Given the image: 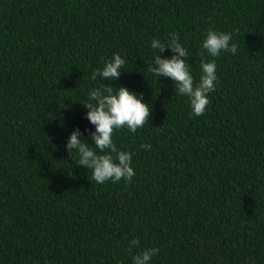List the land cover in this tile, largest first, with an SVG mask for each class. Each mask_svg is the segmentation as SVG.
I'll return each instance as SVG.
<instances>
[{
	"label": "trees",
	"instance_id": "trees-1",
	"mask_svg": "<svg viewBox=\"0 0 264 264\" xmlns=\"http://www.w3.org/2000/svg\"><path fill=\"white\" fill-rule=\"evenodd\" d=\"M208 29L236 54L208 56ZM171 33L195 82L215 59L201 116L148 71ZM116 53L119 80L93 81ZM121 85L152 114L113 132L132 181L99 184L66 145L77 127L94 143L90 90ZM153 247L149 264H264V0H0V264H133Z\"/></svg>",
	"mask_w": 264,
	"mask_h": 264
},
{
	"label": "clouds",
	"instance_id": "clouds-1",
	"mask_svg": "<svg viewBox=\"0 0 264 264\" xmlns=\"http://www.w3.org/2000/svg\"><path fill=\"white\" fill-rule=\"evenodd\" d=\"M233 34L208 29L201 47L210 57H218L221 52L236 54L238 45L232 42ZM151 47L159 51L154 58L153 66L148 71L157 77L171 78L174 81L175 93L187 96L190 101L193 116L205 113L210 104L209 93L214 92L217 81V65L215 59L206 60L201 54L200 68L202 74L198 82L190 72L188 51L180 42L178 33H171L167 44L158 38H153ZM170 48L174 55L171 58H162L166 49ZM125 60L119 53L104 63L103 68L95 69L91 79L95 81L101 77L106 81H117L123 73L121 69ZM89 102L84 107L89 111L86 118L95 126L91 132L94 143L89 144L82 138L77 127L68 138L67 151L71 156L73 151L78 153L77 165L92 171V180L99 184L106 181L113 183L124 180L131 182L135 172L131 167L132 153L118 150L113 142L114 129L127 127L132 133L149 122L152 114L151 107L144 102L142 94H138L126 86H106L93 88L89 92ZM90 145H95V148ZM142 148L149 149L151 145L142 144ZM139 241H129V251L133 246H139ZM158 248H144L133 257V264H149L152 257L158 255Z\"/></svg>",
	"mask_w": 264,
	"mask_h": 264
}]
</instances>
